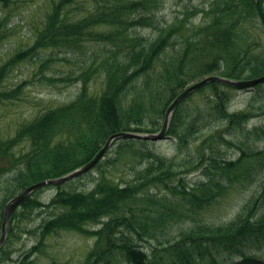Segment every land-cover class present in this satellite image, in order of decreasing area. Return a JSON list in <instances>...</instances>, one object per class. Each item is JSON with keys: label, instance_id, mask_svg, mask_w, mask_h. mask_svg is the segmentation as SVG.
Wrapping results in <instances>:
<instances>
[{"label": "trees", "instance_id": "16d2710c", "mask_svg": "<svg viewBox=\"0 0 264 264\" xmlns=\"http://www.w3.org/2000/svg\"><path fill=\"white\" fill-rule=\"evenodd\" d=\"M20 1L0 0V5L10 7ZM49 1L33 41L0 64V101L12 100L22 89V85L12 91L1 89L12 66L21 61L38 63L37 73L52 82L55 79L45 72L57 62L67 64L70 70L64 80L79 82L81 87L72 101L47 108L22 122L14 136L0 139V176L14 172L0 200V228L4 207L12 197L31 184L61 177L89 162L111 134L158 131L169 104L189 82L214 72L233 79L264 74V0H213L207 9L190 0L185 16L167 25L158 17L165 0ZM199 12L205 14V22L190 27L192 32L187 35L190 17ZM3 25L2 18L0 42ZM256 26L261 35L253 37ZM137 27L157 32L148 39ZM75 65L81 69L79 74ZM95 78L103 82L98 95L89 86ZM207 85L210 91L204 97L195 100L194 95L204 93L206 85L179 103L167 130L176 138V151L186 154V163L178 166L175 156L139 147L138 143L146 146L147 139L121 137L113 143H118L117 156L102 161L109 149L93 168L101 177L91 189L56 184L49 202L32 196L40 188L28 195L19 206L23 211L54 210L37 228L40 242L48 234L75 231L96 236L86 264H115L116 252L129 264H152L132 233L144 239L164 232L170 223L196 216L218 202L234 184L255 182L263 174L260 193L248 199L234 221L193 227L178 243L168 246V252L175 255L176 264L204 263L206 258L207 264H221L224 260L217 256L222 253L239 254L231 264H264V257L247 251L264 247V124L247 128L251 119L263 114L254 109L253 100L261 95L264 105V83L255 86L250 100L253 107L242 110L230 106L233 86L219 81ZM189 100L193 106L186 105ZM146 124L155 128L150 130ZM197 133L204 136L197 138ZM61 135L74 139L57 140ZM25 141L31 149L8 167L4 158ZM229 150L239 157L228 155ZM127 153L135 162V175L118 183L102 166L116 167ZM197 170L200 177L190 181L189 173ZM19 207L11 217L9 235L12 220L22 213ZM7 245L0 247V264H5L9 254ZM39 245L16 264H34L32 258L27 259Z\"/></svg>", "mask_w": 264, "mask_h": 264}, {"label": "rangeland", "instance_id": "374dc122", "mask_svg": "<svg viewBox=\"0 0 264 264\" xmlns=\"http://www.w3.org/2000/svg\"><path fill=\"white\" fill-rule=\"evenodd\" d=\"M212 1L213 0H193V3L199 8L207 9ZM49 3V0H21L19 3H16L14 5L12 4L10 7H4L0 5V19H4L2 31V36L4 37L0 42V64L8 60V58L13 53L18 52L33 41L34 33L36 32L37 27L40 25L41 17L48 9ZM186 3L190 4L191 1L165 0L164 5L161 7L158 14L159 19L163 24L167 25L172 24L177 19L183 18L185 16ZM89 5L91 4H87V7ZM189 7L191 6L189 5ZM205 20L206 17L203 12L192 15L190 17L191 23H189V25L185 27L187 35H190L192 32V30L189 29L190 27L201 25L205 22ZM136 29H138V31L142 34H145L148 39H152L157 32V30L150 27H137ZM253 30H255L256 33L255 35V33L252 32L253 37L261 35V32L258 30V26H256V29ZM38 67V63L34 65L30 62L21 61L14 64L11 71L7 75L1 89L12 91L13 89L18 88V86L20 85H22V89L12 100L0 101V139H8L9 137L14 136L17 128L22 122L33 119L47 108L63 103H68L76 98L81 85L79 82L68 83L64 80L66 74H68L70 70V67L67 66V64H60L59 62H57L55 67L45 72L48 76H52L55 79L53 82L49 81L48 79L42 78L37 73ZM73 69L75 70L76 74H79L81 72V69H79L78 65H75ZM208 75L225 77L215 72ZM208 75L189 82L186 87L179 90V93L176 95V97L180 93H182L188 86ZM207 84H205L206 88L204 93L197 92L194 95L195 100L200 98L202 94L210 91L209 87H207ZM102 85V79L99 78H95L93 80L91 79L89 83L91 92H94L95 95L100 94ZM201 87H199L198 89H200ZM232 91L235 94L230 104L233 110H242L248 107H253V104L250 103V100L253 97V93L256 91L255 86L254 88L249 89H239L234 87V90ZM201 97H204V95H202ZM202 100L203 99H201V101ZM262 100L263 97H261V95L256 96L255 100H253L255 104L254 109L261 110L263 114H258L256 117L251 119L250 124L247 126L248 129H253L254 123H257V126L264 124V105H261L263 102ZM186 105L193 106L194 104L191 103V100H189L186 102ZM159 123L164 124L163 118L160 119ZM146 127L150 130L155 128L147 124ZM161 128L162 127H160V129ZM149 132L150 131H145L144 133ZM196 136L197 138H201L204 136V134L202 133L199 135L197 133ZM73 139V136L65 138L62 137V135L57 138V140ZM147 140L148 141L145 143L146 146L142 145L143 143H138L139 147H150L151 149L166 156H175L176 162L177 164H179L178 166L186 163V154H179L176 151V138L174 136L168 134V137L160 140ZM117 145L118 143L110 148L109 152L105 155L102 161L108 160L111 157L115 158V156H117ZM30 149L31 144L26 141L21 142L15 146L12 153L7 155L3 161L7 165H9L8 167H12L14 165V158H20L22 155L21 153L27 152ZM227 153L228 155L233 154L236 158H238L240 155L234 150H229ZM129 154L130 153H127L122 158V161H119L118 165L114 168L109 166L106 167L105 165L102 166V168L106 169L105 173L110 174V176L118 183H125L126 181H130L135 175V168L132 165L135 162H132L130 158H127ZM139 157L143 159L140 155ZM21 165L24 166V163H21ZM137 167L139 166L137 165ZM13 173L14 172L12 170L0 176V200L3 199L7 183H11ZM199 174L200 171L198 170L194 173H189L188 179L190 181H195L198 177H200L201 174ZM262 175L263 174H260L255 182H247L244 180L243 182L234 184L233 187L229 189L224 196L219 198L218 202L207 207L206 209H203L196 216L185 218L180 222L170 223L164 230V232L158 231L155 232L154 235H145L144 239H140L136 233H132L133 241L142 245L143 249L148 253L152 264H176L174 260L175 255H172L170 251L168 252V246L174 243H178L181 239H183L184 232H191L190 230L193 227L196 228L197 226L204 227L207 225H226L229 224V222L234 221L235 217L242 211V208L244 207L248 199L252 195H258L260 193ZM100 177L101 173L98 169L95 168L89 173L85 172L76 176V178H74V182L72 183H70V180L65 182L64 186L68 188L74 187L79 190H89L95 185ZM56 190V184H48L40 187V189L35 193H33V191L32 196L34 198H39L44 202H49L50 199L54 196ZM22 209L23 208L19 207L18 211H22V213L18 215L15 220H12L11 224L13 225V232L9 235L8 229V235L6 236L4 241V243L8 244L6 249L9 251V254L4 257L5 264L18 263L19 261L24 259L25 254L37 244H40L38 249L33 251L27 259L29 260L32 258L34 260V264H86L87 256L95 246L96 236L81 234L75 231L61 230L56 233L48 234L40 242L39 238L41 231H39L37 228L39 227V224L43 219L49 218L51 216L52 212L54 211L53 207L36 208L31 212L23 211ZM178 210L182 211L183 208L179 207ZM55 213H57V211ZM203 224L206 225L199 226ZM95 227L99 228L101 227V224ZM169 249L174 250V248L172 247H170ZM247 251L264 257V247H255ZM215 255L217 256V254ZM2 257L3 255L0 254V258ZM217 257L219 259L223 258L224 261L221 260V264H231L233 263V261L240 258L239 254L237 253H233L232 255H226L225 253H222ZM208 261L209 258H206V262ZM113 262L115 264H129L119 252H116L115 255H113ZM206 262L204 263L207 264ZM204 263L203 260H198V264Z\"/></svg>", "mask_w": 264, "mask_h": 264}, {"label": "water", "instance_id": "95a60500", "mask_svg": "<svg viewBox=\"0 0 264 264\" xmlns=\"http://www.w3.org/2000/svg\"><path fill=\"white\" fill-rule=\"evenodd\" d=\"M211 81H222L225 82L233 87L243 89V88H252L255 85L264 82V74L259 77H255L252 79H231L227 77H221L217 75H209L206 76L192 85L188 86L182 93H180L170 104L168 109L166 110L164 124L162 128L157 132H134V131H118L116 133H113L106 143L101 147V149L96 153V155L87 163L83 164L82 166L76 168L75 170L67 173L66 175H63L61 177L57 178H50L45 179L39 182H36L34 184H31L26 189H24L19 194L15 195L13 198H11L8 203L6 204L4 208V215H3V222H2V229H1V235H0V247L5 241V238L7 236V229L9 226L10 218L16 209L17 206L28 196L30 195L34 190L47 185V184H61L63 182H66L68 180H71L75 178L76 176L83 174L89 170H91L103 157L106 151L113 145V143L121 138H142V139H150V140H160L164 137H166V132L168 130L173 112L177 105L183 100L184 97L187 95L193 93L195 90H197L199 87L211 82Z\"/></svg>", "mask_w": 264, "mask_h": 264}]
</instances>
